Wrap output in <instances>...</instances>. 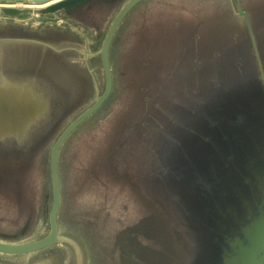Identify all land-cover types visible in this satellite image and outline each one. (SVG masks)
Returning a JSON list of instances; mask_svg holds the SVG:
<instances>
[{
    "label": "water",
    "instance_id": "water-1",
    "mask_svg": "<svg viewBox=\"0 0 264 264\" xmlns=\"http://www.w3.org/2000/svg\"><path fill=\"white\" fill-rule=\"evenodd\" d=\"M228 2L232 14L248 19L241 0ZM94 3L110 5L114 11L103 29L92 27L97 46L90 50L65 23L89 26L70 15ZM150 4L149 0H0V45L40 47L60 68L54 75L27 64L8 67L0 51V161L10 163L13 167L9 170L22 173L46 152L44 164L50 179L41 214L47 231L33 239H25L26 228L4 235L1 254L25 255V264H201L195 251L187 250L194 247L205 228L212 237L222 233L217 264H264V140L247 145L253 152L244 155L231 147L235 141L241 148L248 143L243 125H236V120L264 117V32L262 38H256L251 30L230 60L206 55L202 62L197 55L180 53L179 57L166 56L161 67H156L157 62L151 67L153 51L145 44L146 38L155 33L157 37L150 43H157L161 35L173 31L156 33L158 27L149 24L150 10L141 8ZM33 6H39L36 11L44 20L59 13L66 22L32 25L21 20L20 16L34 11ZM133 14L135 26L124 38L122 28ZM139 21L145 24L140 26ZM55 30H61L65 38L47 37ZM123 38L132 42L120 54ZM141 41L145 50L138 48ZM120 91L122 105L113 109L112 121H96ZM131 94H141V106L128 112L129 105L118 116ZM92 124L88 134L111 132L112 136L97 162L83 166L79 150L72 151L67 160L65 149L70 140L85 136ZM220 125H227L228 130ZM141 133L147 139L136 147L135 136ZM190 140H206L212 148L204 154L210 161L208 174L203 167V174L196 171L199 161L180 151ZM177 152L185 154L179 157L183 159L181 167L185 165L190 171L175 170ZM231 167V172L225 171ZM186 172L196 178L186 176ZM113 174L121 184L112 179ZM148 177L157 181L159 189L160 182L166 188V200L156 205L158 209L143 212L144 206L134 198L139 190H145L143 183ZM191 184L203 185L204 197L211 203V219L204 218L195 202L187 203L185 191ZM92 186L102 187L109 202L113 194L120 196L119 200L129 205L125 212L133 207L136 211L132 213L143 214L141 221H136V216L118 228L112 224L113 211L102 219L104 224L85 219L94 212L86 211L79 201ZM75 190L77 203L70 220L74 226L82 225L85 239L75 228L66 227L67 201L75 202ZM146 217L154 220L146 221ZM221 222L223 227L218 230ZM155 227L161 231L160 237ZM0 264L12 263L0 259Z\"/></svg>",
    "mask_w": 264,
    "mask_h": 264
},
{
    "label": "rangeland",
    "instance_id": "rangeland-1",
    "mask_svg": "<svg viewBox=\"0 0 264 264\" xmlns=\"http://www.w3.org/2000/svg\"><path fill=\"white\" fill-rule=\"evenodd\" d=\"M149 2H152V4L143 5L141 8L150 10V12H148V19L150 20L149 24L152 25V28L158 27L156 33L158 32L161 34L163 32L173 31L168 35H161L162 37L157 43H150L152 38L157 37L155 33L149 34V37L153 36L151 39L148 40L146 38L145 44L151 46V50L153 51V58L150 63L151 67H154L156 62L158 63L156 67L159 65L161 67L162 64L167 61L166 56L175 55V57H179L180 55L177 54L180 53L197 55L200 57L199 60L202 62L205 61L206 55H209L207 56L209 58H216V56H218V58L222 57L219 60H230L233 58L232 54H236V52L239 51V47L243 41L246 42V35L248 36L251 34V30L254 32L256 38L257 36L258 38H262L261 34L264 32V0H241V8L243 11L248 13V19L242 15L238 16L237 14H232L230 12V4L228 0H149ZM37 7L39 6H33L32 8L34 11L30 14L20 16L21 20L24 22L26 21V23L28 22V24L31 22L32 25L33 22L34 25H38L42 23V21H46L48 23L56 22L59 24L66 22L63 16L59 13L53 15L52 17H46L44 20L43 17H39L38 12L36 11ZM113 11L114 8L110 5L105 6L103 4L94 3L91 6L81 7L70 15V17L73 16L74 18L79 19L81 23L86 22L89 26L76 24V22L71 21H68L65 24H67V27L70 28L71 34L80 38L88 49L94 50L97 46V33L95 29H92V27L103 29L107 22V18ZM134 14L129 18L130 21L128 20L122 28L121 32L124 38H128L129 32L135 26V20L133 18ZM1 19L2 14L0 13V21ZM31 19L33 21H31ZM248 22L251 23V28L249 27ZM139 23L141 26L142 24H145V21H139ZM53 33L54 34L48 33L47 37H52V39L54 37L62 39L65 38L63 36L64 33H62L61 30H55ZM68 38L70 37L68 36ZM124 38L119 44L120 47H118L120 54H123L124 48L126 49V45H129L132 42L131 39L127 41ZM190 38H193L195 41H188ZM138 45L139 50L144 49L142 41L141 43L139 42ZM184 49H187L188 51H185ZM0 51L4 56L3 58L8 67H16L27 64L36 69L42 68L45 72H50L54 75H58V72L60 71V68L58 69L56 67L57 63L53 62L51 55H43L40 47L30 46L25 48L4 43L3 45H0ZM62 68L64 69V67ZM68 70L70 71V69ZM77 77L80 79L79 75ZM142 78L143 77L140 79ZM255 91L257 92V89ZM87 97L88 96L83 99V102L87 99ZM121 97L122 91L119 92V95L116 99H114L113 103H110L109 106L105 105L101 112L96 116V118L99 117L96 121L103 123L108 120L112 121V117H115L116 114V112H113V109L118 108L120 104L122 105L121 100H119ZM90 99L91 97H89L87 101ZM125 100V108L121 107L118 110V113L124 109L127 110L126 107L129 105L130 107L127 110L128 112L141 106V94H131L126 97ZM110 110H112L111 113ZM121 113H119L118 116H120ZM108 117L109 119H107ZM192 121H194V118H192ZM234 123L236 125H243L244 129L242 130H244L245 133L242 131V134L244 139H248V143L246 144V148H241V144L239 142L236 143L235 141L231 147L235 148L236 153L238 151V153L242 155L252 153L253 151L250 150L247 145L264 140V117L261 115L254 116L250 118L249 121L236 120ZM152 124L150 125L151 129L153 127ZM94 125L95 124H92L85 130V136L75 137L70 140L69 145H67L65 149L67 160L68 155H73L72 151L79 150V156H81V160L83 162L82 165L85 166L84 163H86L94 166V163L97 162L98 157L100 156V152L105 149L107 140L112 137L111 132L102 133L100 136H98L96 131L88 134ZM220 126L222 127V125ZM223 128L226 129V131L228 130L227 125H223L222 129ZM214 138L220 140L219 136H214ZM146 139L147 138L144 136V133H141V136L136 135L134 144L138 147V145L144 143ZM192 139L193 138H191V140ZM191 140L189 143L188 141H185V147L180 151L185 154H190L194 159L199 161L200 165L198 164L196 166V171L202 172L203 174V167L205 173L208 174L210 171V161L208 158H205L204 154L205 152H210L212 148L207 146L206 140ZM140 152H142V149H140ZM184 153L177 152L175 154L178 158L177 162L174 161L175 170L177 171L180 169L183 160L179 157L185 155ZM39 156L41 157L35 158L31 166L22 173L16 169L9 170L13 166L10 165V163L0 161V239H3L4 235L7 234H15L22 228H26V233L28 234L25 239H33L47 231L48 226L47 224L44 225L41 219V214L43 211V196L46 194V187H48L50 179L49 174L47 175L48 166L47 164H44L46 152H41ZM70 159H72L71 156ZM73 165L75 166V164ZM181 168H184L185 171H190V168L185 165ZM66 169H68V166ZM141 171L143 172L144 179H146L147 176L145 171ZM225 171L231 172L232 167ZM186 176L192 179L196 178L193 173L189 172H186ZM116 178L117 176L113 174L112 179L116 183L121 184L122 182ZM157 185L158 183L154 178L148 177L147 183H143L145 190L140 191L138 189V195L143 199V201L138 195L134 198V201L137 204L144 206L141 208L143 212L144 209L148 212L158 209L156 205L166 200L163 197L166 196V188L162 186L161 182L159 186L160 189ZM191 187V189L185 191L187 203L190 202V205H194L195 202L197 208H199L203 213L204 218L211 219L210 212L212 211V208L209 207L211 203L207 201L206 197H204V193L202 192L203 185L196 187L195 184H191ZM140 192H145L146 194L143 196ZM119 198L121 197L113 194V197H111V201L109 202L102 187L97 186L94 188V186H92L83 200L80 199L79 203L81 205L84 204L86 211L88 210L94 212L93 215L85 216V219L91 222L104 224L102 219H107L108 214L112 211L115 217L113 218L112 224L113 226L118 225V228H122L126 224H129L128 222H132L136 216H139L136 220L139 221L141 219L140 215L143 216V214L139 212H137V214L132 213L136 211L133 207L131 211L125 212L126 209H129V205L126 201H120ZM76 199L77 194L75 190V202L73 203L71 201H67L66 215L69 221L67 222L66 227L68 229L75 228L79 232L80 236L85 239L82 225L79 224L74 226L70 220L71 211L75 203H77ZM146 219V221L149 222L154 220L152 217H146ZM223 223L224 222H221L218 225V230L223 227ZM164 227H166V224H164ZM155 229L158 230L160 237L162 235L161 231H159L157 227H155ZM84 230L86 231L87 229L84 228ZM203 230L204 231L199 233L200 235L197 236L196 244L194 245L195 248L191 245L187 251H192V253L195 251V259L201 264H217L222 233H213L212 237L211 233L206 232L205 228ZM154 240H152V243ZM91 245H95V241L93 239L91 240ZM153 248L154 247H152V249ZM25 258V255H6L0 253V259L12 264H25ZM95 259L96 262H98L97 254Z\"/></svg>",
    "mask_w": 264,
    "mask_h": 264
}]
</instances>
